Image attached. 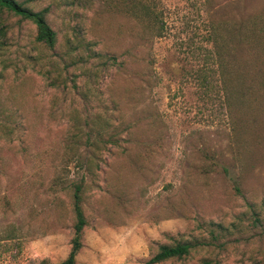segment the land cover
Segmentation results:
<instances>
[{"label": "rangeland", "instance_id": "1", "mask_svg": "<svg viewBox=\"0 0 264 264\" xmlns=\"http://www.w3.org/2000/svg\"><path fill=\"white\" fill-rule=\"evenodd\" d=\"M15 1L56 40L0 8V264L65 258L75 187V264H264V0Z\"/></svg>", "mask_w": 264, "mask_h": 264}, {"label": "trees", "instance_id": "2", "mask_svg": "<svg viewBox=\"0 0 264 264\" xmlns=\"http://www.w3.org/2000/svg\"><path fill=\"white\" fill-rule=\"evenodd\" d=\"M0 8H5L21 18L27 19L34 24L35 34L34 40L46 47H52L55 43V32L50 28L45 20V9L39 11H32L21 6L15 0H0ZM144 18L149 21L155 22V16L153 11L148 5H141V8L136 9V12H141ZM137 13H135V16ZM263 15V14H262ZM261 14L252 16L251 19H247L242 22V45L243 48H248L249 45L253 48L258 47L262 42H264V16ZM148 30L155 29L158 34L159 26L156 24L148 26ZM238 34V33H237ZM219 47V43H217ZM86 51L90 52V47L88 45L84 46ZM92 54V53H91ZM94 54V53H93ZM93 54L91 56H93ZM110 60H115L114 56L109 57ZM80 197L78 194V187L72 193V210L74 214L73 223V236L71 237V245L64 259L54 262H40L39 264H75L74 257L78 249L80 248V233L85 225V219L82 213V209L79 204ZM189 244L186 242H176L172 245L162 244L159 245L157 251L150 256L143 264H157L169 259H183L189 253Z\"/></svg>", "mask_w": 264, "mask_h": 264}]
</instances>
